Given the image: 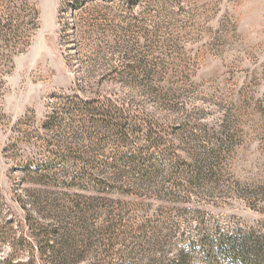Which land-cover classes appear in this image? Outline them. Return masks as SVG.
Wrapping results in <instances>:
<instances>
[{
	"label": "rangeland",
	"instance_id": "obj_1",
	"mask_svg": "<svg viewBox=\"0 0 264 264\" xmlns=\"http://www.w3.org/2000/svg\"><path fill=\"white\" fill-rule=\"evenodd\" d=\"M62 2L33 0L39 27L6 76L0 264L35 263L30 232L19 225L26 214L18 192L44 188L38 207L52 216L54 207L73 204L60 191L79 166L111 163L147 143L144 135L123 142L90 131L80 115L47 123L51 96L70 88L75 78L60 39ZM69 18L84 29L92 22L108 29L106 39L119 47L112 64H121V51L137 62L138 77L115 84V98L137 122L155 124L167 141L157 151L154 177L127 199L132 204L126 224L146 225L125 261L146 264L152 258L153 264H171L192 254L189 264H207L220 245L230 244L222 239L229 233H238L239 244H262L264 250V0H136V5L100 0L72 10ZM73 40L69 47L77 52ZM81 40L84 59L102 48L113 50L102 34H82ZM29 163L43 167L46 176L29 179L22 172ZM104 216L91 215L88 222L99 225Z\"/></svg>",
	"mask_w": 264,
	"mask_h": 264
},
{
	"label": "trees",
	"instance_id": "obj_2",
	"mask_svg": "<svg viewBox=\"0 0 264 264\" xmlns=\"http://www.w3.org/2000/svg\"><path fill=\"white\" fill-rule=\"evenodd\" d=\"M92 1L100 0H63L61 4L58 14L60 39L67 45L64 58L75 78L70 88L51 96L49 106L52 111L47 123L58 124L64 118L73 120L75 115H80L87 123L84 128L90 131L98 129L108 135H116L123 142L131 136L138 138L144 135L147 143L138 151L118 155L111 163L88 162L79 166L70 181H63L64 190L60 191V194L72 198L73 204L54 207L52 216L38 207L37 200L44 188L29 187L25 192H18L19 203L26 214L24 225H19L30 232L28 244L34 252L32 260L35 263L28 264H115L112 261L114 258H119L120 264H134L133 261L126 262L125 258L133 252L134 244L143 238L142 229L146 223L137 227L126 224L132 204L127 199L144 190L147 181L154 177L156 159L161 154L157 151L167 142L155 124L150 120L137 122L132 110L115 98V84L138 77L137 62L127 51H121V64H112V54L119 47L114 45L115 40L106 39L108 29L97 22L84 29L78 20L69 18L72 10H79ZM126 1L136 5V0ZM38 16L33 0H0V124L5 118L1 103L5 95L6 76L14 68V57L31 45L39 27ZM74 31L77 35H73ZM90 33L104 35L103 42L109 43L108 47L113 50L105 53L102 48L84 59L80 54L83 47L81 38L82 34ZM73 39L77 40V52L69 47ZM142 73L151 75L147 69H143ZM126 78L131 79L126 81ZM43 171V167L29 163L22 172L29 179H37L46 176ZM73 188H80L88 196L80 191L72 193L70 190ZM106 205L109 206L103 211ZM100 213L103 216L106 214L101 223H96L98 226L89 224V216ZM95 234L99 235L98 239ZM239 237L238 233L224 234L222 239L230 244L220 245V252L214 253L215 261H207V264H264L262 244H239L235 242ZM117 245L125 248H118ZM191 256L179 255L171 264H189ZM38 260L42 263H37ZM152 262L150 258L146 264Z\"/></svg>",
	"mask_w": 264,
	"mask_h": 264
}]
</instances>
